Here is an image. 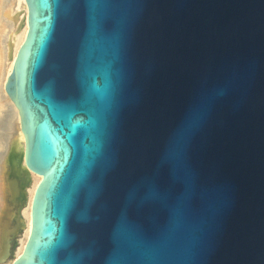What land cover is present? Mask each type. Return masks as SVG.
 I'll use <instances>...</instances> for the list:
<instances>
[{
    "label": "water",
    "instance_id": "1",
    "mask_svg": "<svg viewBox=\"0 0 264 264\" xmlns=\"http://www.w3.org/2000/svg\"><path fill=\"white\" fill-rule=\"evenodd\" d=\"M25 2L11 264H264V0Z\"/></svg>",
    "mask_w": 264,
    "mask_h": 264
},
{
    "label": "bare ground",
    "instance_id": "2",
    "mask_svg": "<svg viewBox=\"0 0 264 264\" xmlns=\"http://www.w3.org/2000/svg\"><path fill=\"white\" fill-rule=\"evenodd\" d=\"M4 0H0V10L4 15V22L1 24H7V28L3 29L4 48L5 54L9 55L11 46L10 40L15 43L14 52L11 54L10 61L2 79V92L4 96L11 102L13 110V118L9 113H4L0 120V123L7 125L9 129V144L8 151L6 152V161H11L10 168L7 169L2 165L0 171V194L3 197L4 193L8 191L13 200L21 201L22 198L26 200L24 205L18 208V216L16 225H5V216L7 210L0 209V264H11L14 258L23 253L24 246L31 230V217L30 206L35 189L42 179V176L31 171L27 168L24 160L25 154V138L20 128V116L18 108L9 99L4 90L5 80L7 79V73L12 67V62L15 58L16 51L20 44L23 42L27 29V6L25 0H9L7 3H3ZM3 3V4H2ZM22 12V13H21ZM18 13L22 14L21 23L22 30L18 34H13V27L16 22V16ZM19 20V19H18ZM18 31V29H17ZM16 31V32H17ZM15 32V33H16ZM12 119V120H11ZM11 120V121H10ZM5 161V162H6ZM5 199V198H4ZM22 202V201H21ZM23 203V202H22ZM21 203V204H22ZM2 206V205H0ZM5 210V211H4ZM4 212V213H3ZM21 226V228H19ZM20 229L22 233L21 239L17 242L18 246L13 251V256L10 258V245L11 237L15 235L17 230ZM19 231V230H18Z\"/></svg>",
    "mask_w": 264,
    "mask_h": 264
},
{
    "label": "rangeland",
    "instance_id": "3",
    "mask_svg": "<svg viewBox=\"0 0 264 264\" xmlns=\"http://www.w3.org/2000/svg\"><path fill=\"white\" fill-rule=\"evenodd\" d=\"M8 1L9 0H4L3 3H7ZM21 13L17 14L18 17L16 16V19H17L16 22H18V23L14 24L12 35L13 34L16 35L22 30V23H21L22 14ZM4 20H5L4 15L2 14V12L0 10V120L3 117V114L6 112L9 113L10 116L13 118V110L11 107V102L4 96V94L2 92V79L4 77V74L6 73L11 54L14 52L15 43L13 40H10L11 50H10L9 55H6L5 54V48H4V38H3V32L4 31H3V29L7 28V24H1V22H4ZM4 27H6V28H4ZM17 29H18V31H17ZM9 129L10 128L7 125L0 123V171L2 169V165H4V167L9 169L10 168L9 166L11 164L10 160L6 161V159H5L6 158L5 157L6 152L8 151V147L11 145V144H9L10 143L9 142ZM26 200H27V198H26ZM26 200L24 198H22L21 201L23 203L21 201L13 200V198L10 197L8 191H6L4 193L3 197L0 194V205H2V206H0V209L2 208V209L7 210V214L5 216V220H7V221H6L5 225H9V226L13 225L14 226V225L18 224V222H17L18 221L17 220L18 208L21 205H24ZM19 228H21V226H19ZM18 230L15 233V235H13L11 237V240H10V242H11V245H10L11 249H10V254H9L10 258L13 256V251L18 246L17 242L22 237L21 230L20 229H18Z\"/></svg>",
    "mask_w": 264,
    "mask_h": 264
}]
</instances>
